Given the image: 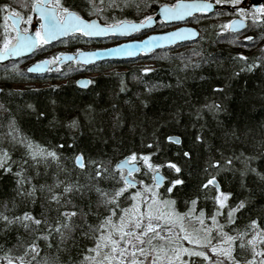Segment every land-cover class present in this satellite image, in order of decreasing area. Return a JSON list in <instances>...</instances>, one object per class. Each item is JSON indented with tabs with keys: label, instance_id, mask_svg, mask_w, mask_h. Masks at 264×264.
I'll return each instance as SVG.
<instances>
[{
	"label": "snow or ice",
	"instance_id": "6c2138e0",
	"mask_svg": "<svg viewBox=\"0 0 264 264\" xmlns=\"http://www.w3.org/2000/svg\"><path fill=\"white\" fill-rule=\"evenodd\" d=\"M14 2L16 6L0 4V60L42 50L50 41L69 34L87 38L126 36L153 23L152 15H143L139 20L124 15L131 9L141 12L143 0H81L74 5L66 0ZM214 2L231 5L234 15L239 16L216 25L218 38L243 28L245 20H251L253 26L264 25V3L248 8L241 0ZM212 9L210 0H175L162 4L159 14L162 21H174ZM34 13L39 15V22L30 32L23 25L33 23ZM223 14L216 12L217 16ZM197 36L195 28L179 27L111 49L56 52L37 60L26 71L59 69L63 61L87 65L102 53H148L158 44ZM244 40L251 42L253 37L245 36ZM229 42L235 43V37ZM258 52L251 58L238 52L225 67L217 64L213 53L193 51L192 55L200 59L188 58L182 67L216 65V80L221 82L210 84V95L205 94L202 103L192 102L193 91H185V78L178 76L183 103L170 105L166 116L160 110L149 114L146 99L139 105L126 101L131 109L127 114L111 105V131L126 127L134 136L139 135L141 145L138 150L133 139L127 154L114 163L107 152L93 154L82 143L90 134L107 145L104 125L108 119L102 114L105 109L98 113L92 104L80 107L75 101L67 102L64 117L54 116L49 121L50 131L60 143L42 144L22 136L10 119L8 132L0 138V175L13 178L12 195L0 200V264H264V166L255 163L264 160V122L257 130L260 139H253L259 151L246 154L230 141L243 139L247 143L252 129L241 131L239 121L229 125L221 118V114L232 116L233 102L237 101L233 84L240 74L259 69L264 75V44ZM139 71L146 74L153 69ZM211 79L199 76L200 82ZM94 82L76 81L81 86ZM144 84V92L158 87L146 81ZM120 85V91H126L123 79ZM246 91L247 81L240 90L241 111L248 103ZM185 110L192 119L183 124L184 132L166 131L181 126ZM217 130L221 131L220 137ZM123 143L122 137L114 150L118 151ZM17 145L24 149L19 155H15ZM53 165L51 181H41V169L47 176ZM165 168L178 174L177 178L164 175ZM185 174L187 180L182 178ZM192 180L195 182L189 187ZM222 180L228 190L222 188ZM162 185L166 192L160 190ZM182 199L184 211L179 210ZM209 204L210 212L206 211ZM242 217L246 222L238 224ZM63 254H67V260L61 259Z\"/></svg>",
	"mask_w": 264,
	"mask_h": 264
},
{
	"label": "trees",
	"instance_id": "16d2710c",
	"mask_svg": "<svg viewBox=\"0 0 264 264\" xmlns=\"http://www.w3.org/2000/svg\"><path fill=\"white\" fill-rule=\"evenodd\" d=\"M213 1L214 0H210ZM175 0H143L141 4L142 11L137 12L134 9L125 11L124 15L131 20H139L143 15H153L156 9L164 3H174ZM242 2V0H241ZM2 3H12L16 6L14 0H0ZM69 5L79 4L81 0H66ZM147 5V7H145ZM228 6L227 9H221L216 12H223L221 16H217L216 12L212 14L200 13L193 16L187 21V24L195 27L199 36L205 37V39H198L178 44L170 48L154 51L149 55H141L136 60L131 61H106L83 67L78 64H67L61 71V76H51L41 80L40 78H33L29 75L24 68H22V62H12L6 64L4 73L0 74V138H2L8 132L9 120L15 121V126L19 129L22 136H27L34 141L42 144H47L49 141L53 143H60L59 137L52 133L49 128V121L55 116L57 118H63L65 115V107L67 102L75 101L78 106L83 107L85 104H92L99 113L100 110L105 109L106 112L102 113L103 116L108 119V123L104 125L105 138L108 139L107 145L100 140H94L89 134L86 135L82 143L86 146L91 153L96 154L98 152H107L112 158L113 163L121 158V155L127 154V148L132 146L133 139L137 149L141 147L139 135H133L126 127L117 129L115 132L110 128V115L113 113L111 105H116L117 111H123L128 113L131 109L126 101H130L135 105L140 104V100L146 99L149 107L146 109L149 114L153 111H163L165 116L170 110L169 106L176 104H182L181 90L177 86V77L185 78L184 90L193 91L192 102H203V96L209 94V87L211 83H219L221 81L216 80L218 75L216 65L209 67L208 65H201L199 68H183L182 65L188 62V58L192 60H198L200 57L192 55L193 51H202L205 53H213L216 56L217 64H223L227 67L231 64L230 57L235 56L236 53L242 52L245 56L251 58L259 54L258 50L261 44H264V38H260L264 33V25L257 24L252 25L251 20H246L247 27L245 30L227 34H222V37H217L216 33L219 29L216 25L225 23L229 19L239 18L238 15H234V8L228 4H220ZM102 22V21H101ZM3 23L2 17H0V24ZM172 26H165L162 23H158L154 31H165ZM3 29L0 28V38H2ZM149 33V31L137 33L133 38H141ZM245 36H252L253 41H245ZM235 37L236 42L231 43ZM117 41L114 38H108L103 42L90 41L82 38L79 34L70 37L66 43L56 45V47L64 48L65 51H75V49H88L97 46L112 44ZM245 45H248L245 47ZM41 52V49H39ZM144 63L152 64L151 69L153 71L149 73H141L139 70L145 68L142 66ZM242 63V62H241ZM140 64V65H139ZM14 66V67H13ZM4 67V66H3ZM119 71V72H117ZM81 74H95L90 77V80L95 81L89 84L86 88H80L75 84V78ZM223 75V73H219ZM210 76L212 79L205 82L199 81V76ZM40 79V80H37ZM121 79L125 82L126 91H120ZM65 80L62 85L44 86L41 88H25L17 90L11 87L14 84H30V83H47L57 82ZM144 81L149 85L156 84V87L151 92H144ZM247 81V91L244 93L248 103L241 111L239 105L240 90L244 87V82ZM162 85V86H160ZM171 85V87H168ZM233 89L237 93V101L233 102L232 116L229 118L226 115L221 114V118L229 125L233 122L239 121V128L241 131L245 128L252 129L249 134L248 142L245 143L243 139L241 141L231 142L235 148L242 149L246 154L253 151H259L255 148L253 139L258 141L260 136L257 134L259 125L264 122V99L261 98V92L264 91V75L261 70L257 69L253 73H241L239 78L234 82ZM184 99H187L185 96ZM31 105L32 107H28ZM186 108V106H185ZM43 112L45 115L40 116ZM190 118L185 110L181 116V126H173L167 129L168 132H174L182 134L184 132L183 124L188 122ZM212 123L211 118H209ZM212 126L215 127L214 123ZM194 129H189L190 133H194ZM217 136H221V131L217 130ZM114 137V139H112ZM124 138V143L121 145L118 151L114 150V144L119 142L121 138ZM7 144V141H2ZM217 144L221 143V140L216 141ZM144 150L147 151L146 145ZM24 149L17 145L15 155H19ZM87 156V151H86ZM255 163L264 166V160L256 161ZM239 166V164H237ZM52 171H55V165L52 166L51 171L45 176L43 174V168L41 169L40 180L52 179ZM163 174L170 176V178H177L178 174L169 173L165 168L162 170ZM139 176V174H134ZM63 178V177H61ZM75 178V177H73ZM143 178V177H141ZM183 179H188L185 174ZM195 181H189V187ZM222 188L228 190L226 182L221 181ZM13 184V178L10 175H0V200L10 197L12 195L11 188ZM179 188V186H177ZM161 191L166 189L164 185L161 186ZM175 191V190H174ZM187 191V189H185ZM184 200L182 199L179 205V210L184 211ZM199 207L203 208L204 204L200 203ZM206 211H211V204H209ZM247 215V214H245ZM246 220L242 217L238 224L245 223ZM43 243V242H41ZM74 254V253H73ZM67 254H63L61 259L67 260Z\"/></svg>",
	"mask_w": 264,
	"mask_h": 264
},
{
	"label": "water",
	"instance_id": "95a60500",
	"mask_svg": "<svg viewBox=\"0 0 264 264\" xmlns=\"http://www.w3.org/2000/svg\"><path fill=\"white\" fill-rule=\"evenodd\" d=\"M263 1L264 0H251L250 1V5H253L254 6V5H257V4H261V3H263ZM210 2L213 3V9L210 10L208 13H205V14H212V13H215L216 11H218V10L227 9L228 8V6H226V5L216 4L213 1H210ZM243 2H245V0H243ZM159 8H160V6L156 9L154 15L152 16L153 23L151 25H146L145 28L140 29L138 32L130 33V34L126 35V36H120L119 34H108L106 36L92 37L90 39H108V38L126 39V41L120 43V44H125V43H128L130 41H134L135 39H132V37L135 34L142 33V32H146V31H149V30H153L158 22H161L164 25H176L178 27H175L173 29H170V30H167V31H164V32L151 33V34H149L147 36H150V35H153V34H162V33L168 32V31H173V30H175L176 28H179V27H192V26L186 25L185 23L189 19H191L193 16H195L197 14H200V13H193V15L191 17H185L184 20L162 21L161 18H160V14H159ZM33 15H34V17H38L39 18V15L38 14H35L34 13ZM236 19H239V18H236ZM244 25L245 26L243 28L237 29L233 33L241 32V31L245 30V28L247 27V22L246 21L244 22ZM192 28H194V27H192ZM29 31L30 32H34L33 28H31ZM196 31L198 32L197 29H196ZM71 35H73V34H69V36H67V37L57 38L56 40L50 41L49 44H47V45H50V44L55 43V42H58L60 40H64V39L70 37ZM198 37L199 36H197V37H191V38H185L184 40H179V41H176L175 43H172V44H158L155 47H153V49L150 52H148V53L136 52V54L133 55V56H114V55H105V54L102 53L101 55H98L94 61H90L89 64H87V65H91V64H94V63L102 62V61H118V62H121V61H125V60H135L140 55H148V54H150V53H152L154 51H158V50L170 48V47L175 46V45H178V44H183V43L191 42V41H194V40L198 39ZM85 38H87V37H85ZM142 39H144V38H142ZM116 45H119V44H116ZM116 45H112L110 47H105V48H100V49H111V48H114ZM95 50H97V49H95ZM95 50H87V51H95ZM34 51L31 52V53H28V52L21 53V55H19V56H9V57H6L5 59L0 60V64H4V63H6L8 61H16V60H18L20 58L29 57L30 55H32L34 53ZM69 62H72V61H63L62 63H69ZM87 65H84V66H87ZM45 70L43 72H36V73H31V74L44 73ZM28 73H30V72H28ZM81 79H83V80H89L88 78H79L76 81L81 80ZM76 81H75V84L78 87H80V88H85V87L88 86V85L87 86H81V85L77 84ZM0 92H1V90H0Z\"/></svg>",
	"mask_w": 264,
	"mask_h": 264
},
{
	"label": "flooded vegetation",
	"instance_id": "af4514ba",
	"mask_svg": "<svg viewBox=\"0 0 264 264\" xmlns=\"http://www.w3.org/2000/svg\"><path fill=\"white\" fill-rule=\"evenodd\" d=\"M248 1L250 2V0H246V1L243 3L242 6H245V5H246V7H248V5H249ZM263 3H264V1H263ZM248 8H251V7L249 6ZM38 22H39V18H38V17H34V20H33V23H32V24H30V25H23V26H24V27H28L29 30H30L31 28H33V30L35 31V26L38 25ZM155 33H156V32H155ZM148 34H149V33H148ZM148 34H146V35H148ZM74 35H76V34H74ZM74 35H73V36H74ZM146 35H145V36H146ZM82 38L87 39V40H90V41H96V42H103V41L106 40V39H90V38H85V37H82ZM141 38H142V37H141ZM68 39H69V38H66V39H64V40H60V41L55 42V43H52V44H50V45H44V46H43V49L41 50V52H40L39 49H36V50L34 51V53H33L32 55H30L29 57L22 58V59H18V60L15 61V62H22V68H24L25 71H26V69H27L30 65L34 64L37 60L43 59V58H45L46 56H51V55L55 54L56 52H61V51L69 52V53L74 52V51H65L64 48L56 47V45H58V44L66 43ZM137 40H139V39H137ZM122 42H124V40L114 41V43H112V44H107V45H102V46H97V47L88 48V49H82V50H84V51H87V50H95V49H100V48H105V47H109V46H112V45L120 44V43H122ZM49 52H50V53L53 52V53H52V54H49ZM68 64H77V63L69 62ZM148 64H149V63H148ZM66 65H67V63L60 64L59 69H57V68H55V67H52V70H51V71H48L47 68H46V70H45L44 73H40V74H31V76H32L33 78H40L41 80H44L45 78H49V77H51V76H61L60 71H61ZM78 65H79V64H78ZM80 66H81V65H80ZM5 67H6V66H4V67L1 66V67H0V74L4 73ZM83 67H88V66H83ZM83 67L81 66V71L83 70ZM26 72H27V71H26ZM94 75H95V74H81V75H78V76L76 77V79H78V78H85V77L90 79V77H92V76H94ZM40 79H37V80H40ZM63 81H65V80L57 81V82H63ZM36 83H41V82H36ZM44 83H45V82H44ZM48 83H49V82H48ZM30 84H33V83H30ZM14 85H19V84H14V83H12L11 87H13ZM26 85H28V84H26Z\"/></svg>",
	"mask_w": 264,
	"mask_h": 264
},
{
	"label": "rangeland",
	"instance_id": "374dc122",
	"mask_svg": "<svg viewBox=\"0 0 264 264\" xmlns=\"http://www.w3.org/2000/svg\"><path fill=\"white\" fill-rule=\"evenodd\" d=\"M248 3H249V1H248ZM248 7H249V5H248ZM52 53L53 52H51V53L49 52V54H52ZM142 66L145 67V68L146 67L150 68V67H152V64L144 63V64H142ZM117 72H119V71H117ZM64 83L65 82L33 83V84H28V85L19 84V85H14L12 88L17 89V90H22V89H25V88H35L36 89V88H41V87H44V86H51V85H54V84L55 85H62Z\"/></svg>",
	"mask_w": 264,
	"mask_h": 264
},
{
	"label": "bare ground",
	"instance_id": "6f19581e",
	"mask_svg": "<svg viewBox=\"0 0 264 264\" xmlns=\"http://www.w3.org/2000/svg\"><path fill=\"white\" fill-rule=\"evenodd\" d=\"M12 62H14V61H8V62H6V63H4V64H0V67H1V66H5L6 64H9V63H12Z\"/></svg>",
	"mask_w": 264,
	"mask_h": 264
}]
</instances>
